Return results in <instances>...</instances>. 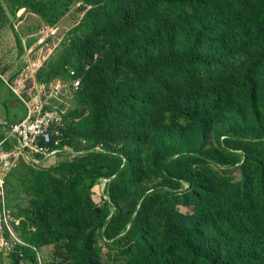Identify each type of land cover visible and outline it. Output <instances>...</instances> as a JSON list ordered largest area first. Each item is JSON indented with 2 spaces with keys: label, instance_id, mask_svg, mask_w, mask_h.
Instances as JSON below:
<instances>
[{
  "label": "trees",
  "instance_id": "1",
  "mask_svg": "<svg viewBox=\"0 0 264 264\" xmlns=\"http://www.w3.org/2000/svg\"><path fill=\"white\" fill-rule=\"evenodd\" d=\"M66 17L22 94L70 69L81 87L55 161L24 149L5 176L7 264H264V0H0L19 55ZM0 82L24 107L9 150L26 106Z\"/></svg>",
  "mask_w": 264,
  "mask_h": 264
},
{
  "label": "built area",
  "instance_id": "2",
  "mask_svg": "<svg viewBox=\"0 0 264 264\" xmlns=\"http://www.w3.org/2000/svg\"><path fill=\"white\" fill-rule=\"evenodd\" d=\"M32 65L21 67L18 77L10 84L6 75H0L14 93L26 106V115L18 122L11 124L9 135L17 139L14 149L4 150L0 141V249L13 251L17 244H25L12 227L13 219L5 197V176L12 168L21 150L39 153L45 157L56 155L63 140L64 114L81 87L82 78L75 69H70L69 81L58 79L50 84L36 83L34 87L26 88L25 80L33 77ZM50 106V108H47ZM100 149V146L97 147ZM6 233L8 237H4Z\"/></svg>",
  "mask_w": 264,
  "mask_h": 264
},
{
  "label": "rangeland",
  "instance_id": "3",
  "mask_svg": "<svg viewBox=\"0 0 264 264\" xmlns=\"http://www.w3.org/2000/svg\"><path fill=\"white\" fill-rule=\"evenodd\" d=\"M22 13H23L22 10L19 11L17 16L21 17ZM74 23L75 21L73 19L66 17L60 23V25L58 27H54L53 30L45 32L42 35H40L39 32L40 36L38 37L37 42L33 44L32 47H26L27 49L22 50L20 55L18 54L20 51L17 49L15 45V40L11 30L7 27L3 28L0 31V68H3V66L6 65V63H11V62L15 63V61L20 65H22L24 61L29 62L32 59H34V57L40 58L38 63L43 64L45 60L48 58V56L51 54L53 49L60 43L64 34L74 25ZM14 27L20 32L19 36L23 44L26 43V41L30 37H32L31 35H35L39 29V27H37V23L34 16H31L29 14H23L22 19L18 20L15 23ZM49 38H52V40L49 41L48 40ZM45 40L46 42L42 43V41ZM11 74H13V70ZM3 101L4 103H6V106L3 103ZM23 109L24 107L21 105V103L18 102L9 93H7L3 83L0 82V121H5L4 119V116L6 117L5 114H7L9 118L13 117L12 116L13 114H22ZM0 124L4 125L5 123H0ZM0 128L2 130L5 127L0 126ZM55 157H56L55 155H51L47 157L45 162H43L44 165L53 163L51 161ZM18 158L19 156L16 158V160ZM16 160L14 162V165L16 163ZM102 195H103V185L99 184L95 192V198L97 200H100ZM50 251L51 248H46L44 252L49 253ZM0 255H1V264H7L8 260L2 250H0Z\"/></svg>",
  "mask_w": 264,
  "mask_h": 264
},
{
  "label": "clouds",
  "instance_id": "4",
  "mask_svg": "<svg viewBox=\"0 0 264 264\" xmlns=\"http://www.w3.org/2000/svg\"><path fill=\"white\" fill-rule=\"evenodd\" d=\"M21 11V10H20ZM54 28H50V27H46V28H44V29H41V31H40V35H42V34H44L45 32H48V31H50V30H53ZM42 43H44V41H42ZM25 62V61H24ZM26 64H24L23 63V65L21 66V67H24ZM21 67H20V69H21ZM20 69L18 70V75H19V71H20ZM10 71H12V70H9V72H5V73H3V74H1V75H6L7 77H8V81H9V83L11 84L17 77H14L13 79H11L10 80V76L12 75L11 73H10ZM78 74V73H77ZM81 77V76H80ZM32 78V77H31ZM14 92V91H13ZM10 127V126H9ZM9 127L7 128V135H8V131H9ZM6 138V137H5ZM17 140V139H16ZM17 145H18V142H17ZM2 148V147H1ZM3 149V148H2ZM24 150L22 149L21 150V152H23ZM20 152V153H21ZM20 155V154H19ZM46 159H47V157H45ZM45 162V161H44ZM6 197V196H5ZM6 203H7V201H6ZM7 206H8V204H7ZM9 207V206H8ZM10 208V207H9ZM11 210V209H10ZM19 239H21V238H19ZM22 240V239H21ZM23 241V240H22ZM24 242V241H23ZM35 249V248H34ZM6 251V250H5ZM8 252V251H7ZM24 264V263H23Z\"/></svg>",
  "mask_w": 264,
  "mask_h": 264
},
{
  "label": "crops",
  "instance_id": "5",
  "mask_svg": "<svg viewBox=\"0 0 264 264\" xmlns=\"http://www.w3.org/2000/svg\"><path fill=\"white\" fill-rule=\"evenodd\" d=\"M40 60V58L38 57H34V59H32L31 61L27 62H23L24 64H29L32 65L34 67L33 69V74L37 71V69H39L41 67L42 64H39L38 61ZM33 78V77H32ZM5 121H0V123H4ZM55 158H53V160L51 162H54Z\"/></svg>",
  "mask_w": 264,
  "mask_h": 264
}]
</instances>
